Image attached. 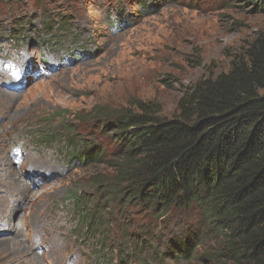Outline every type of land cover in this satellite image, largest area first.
<instances>
[{
  "label": "rangeland",
  "instance_id": "374dc122",
  "mask_svg": "<svg viewBox=\"0 0 264 264\" xmlns=\"http://www.w3.org/2000/svg\"><path fill=\"white\" fill-rule=\"evenodd\" d=\"M256 3L0 0V175L27 189L0 178V264H216L196 216L153 214L113 189L121 146L110 125L145 107L169 118L187 88L228 71L264 34ZM92 214L98 229H86Z\"/></svg>",
  "mask_w": 264,
  "mask_h": 264
},
{
  "label": "trees",
  "instance_id": "16d2710c",
  "mask_svg": "<svg viewBox=\"0 0 264 264\" xmlns=\"http://www.w3.org/2000/svg\"><path fill=\"white\" fill-rule=\"evenodd\" d=\"M110 128L121 146L113 189L153 214L196 216L192 231L213 242L216 264H264V34L232 56L228 71L187 88L171 117L128 110ZM89 152L86 159L102 156ZM84 224L101 222L92 214ZM188 243L179 244L185 255Z\"/></svg>",
  "mask_w": 264,
  "mask_h": 264
},
{
  "label": "bare ground",
  "instance_id": "6f19581e",
  "mask_svg": "<svg viewBox=\"0 0 264 264\" xmlns=\"http://www.w3.org/2000/svg\"><path fill=\"white\" fill-rule=\"evenodd\" d=\"M0 94H2V95H6V93H5V91H3L2 89H0ZM1 96V95H0ZM2 113H5V110L3 109L2 111H1ZM3 135L5 136V132L3 133ZM3 138L4 137H2V135L0 134V170L2 169V166L4 165L5 166V161H7L6 160V158H3L2 157V153L3 152H5L6 151V148H4V146H3V144L1 143L2 142V140H3ZM2 162H4V163H2ZM2 176H5V178H9V176L10 175H8V173H4L3 175H0V178H2ZM11 178H12V180H13V182H14V184H15V188L17 189V190H19V192L20 193H22V192H27V189H25V187L24 188H20V182H19V180H17V179H15V177H14V174L12 173L11 174V176H10ZM2 182V181H1ZM1 182H0V187H1ZM5 185L6 186H8V184L7 183H5ZM13 194H11V196H12ZM10 196V195H9ZM19 196V195H18ZM20 197V201H22L23 200V197L22 196H19ZM9 199H10V197H9ZM9 202V201H8ZM6 208H0V220L1 219H3V218H5V212H6ZM3 211H5V212H3ZM8 217V216H7ZM7 221L9 222V224L10 225H12V227H13V223H11V220L10 219H8L7 218Z\"/></svg>",
  "mask_w": 264,
  "mask_h": 264
}]
</instances>
